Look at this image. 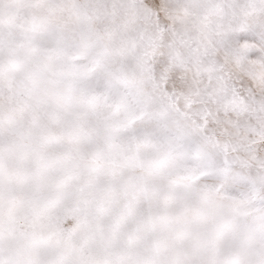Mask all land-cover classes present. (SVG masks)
<instances>
[{"label":"snow or ice","instance_id":"1","mask_svg":"<svg viewBox=\"0 0 264 264\" xmlns=\"http://www.w3.org/2000/svg\"><path fill=\"white\" fill-rule=\"evenodd\" d=\"M0 264H264V0H0Z\"/></svg>","mask_w":264,"mask_h":264}]
</instances>
